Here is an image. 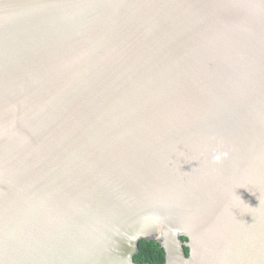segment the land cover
Masks as SVG:
<instances>
[{
  "label": "water",
  "instance_id": "obj_1",
  "mask_svg": "<svg viewBox=\"0 0 264 264\" xmlns=\"http://www.w3.org/2000/svg\"><path fill=\"white\" fill-rule=\"evenodd\" d=\"M141 240L264 264V0H0V264Z\"/></svg>",
  "mask_w": 264,
  "mask_h": 264
},
{
  "label": "trees",
  "instance_id": "obj_2",
  "mask_svg": "<svg viewBox=\"0 0 264 264\" xmlns=\"http://www.w3.org/2000/svg\"><path fill=\"white\" fill-rule=\"evenodd\" d=\"M183 237V241L187 242ZM186 254H189V248L185 247ZM134 261L138 264H165L166 253L158 241L141 240L139 252L134 256Z\"/></svg>",
  "mask_w": 264,
  "mask_h": 264
},
{
  "label": "clouds",
  "instance_id": "obj_3",
  "mask_svg": "<svg viewBox=\"0 0 264 264\" xmlns=\"http://www.w3.org/2000/svg\"><path fill=\"white\" fill-rule=\"evenodd\" d=\"M216 159L219 160V157H217Z\"/></svg>",
  "mask_w": 264,
  "mask_h": 264
}]
</instances>
